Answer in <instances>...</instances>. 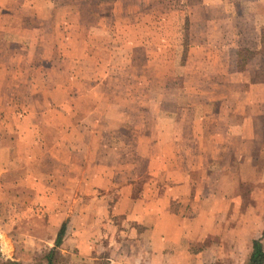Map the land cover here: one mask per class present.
<instances>
[{
    "label": "crops",
    "instance_id": "0c3cea01",
    "mask_svg": "<svg viewBox=\"0 0 264 264\" xmlns=\"http://www.w3.org/2000/svg\"><path fill=\"white\" fill-rule=\"evenodd\" d=\"M239 1L241 13L232 12V0L199 5L201 14L218 10L223 14L197 20L199 28L192 37L195 40L189 63L206 62L212 95L222 90L208 108L215 114L205 122L206 143L211 149L202 154L211 164L222 159L240 164L238 185L253 176L250 194H258L255 200L245 203L243 188L238 186L229 191L228 197H222L223 206L214 209L217 204L210 202L214 196L211 186L200 196L186 181L189 171L170 163L175 160L172 153H163L165 165L158 171L120 169V157L127 156L117 154L120 147L114 145L113 136L110 140L107 135H99L97 130L102 126L98 121L62 126L63 131L52 141L22 137L19 132L16 162L6 139L0 143V264H238L230 258L239 257L242 263L240 256L246 258L244 264L249 261L254 241H263V230H256V226L264 223V0ZM211 31L217 34V40L209 38ZM212 48L216 52H209ZM243 49L254 56L241 67ZM112 127L107 126L106 131ZM176 135L167 139L170 144L166 141L165 146L182 139L180 133ZM192 140L199 144L204 137L194 135ZM43 146L46 152L39 154ZM22 159L25 165L49 159L63 171L51 167L39 181L31 177L26 188L32 199L19 213L7 202L6 194L14 191L9 192L11 188L3 182H10L11 174L18 172L11 169L18 168ZM108 161L113 168L107 167ZM211 164L204 166L206 170ZM232 192H240L239 200L230 199ZM20 201L17 198V203ZM191 223L198 224L194 233L187 227ZM21 224L26 226L22 228ZM63 226L65 232L57 245ZM218 226H226L231 237L236 234L231 238L234 247L228 248L225 242L224 248L216 251L209 244L192 248L196 242L204 243L208 236L216 235L221 228ZM246 241L250 243L244 248ZM222 256L223 261L218 263Z\"/></svg>",
    "mask_w": 264,
    "mask_h": 264
},
{
    "label": "rangeland",
    "instance_id": "374dc122",
    "mask_svg": "<svg viewBox=\"0 0 264 264\" xmlns=\"http://www.w3.org/2000/svg\"><path fill=\"white\" fill-rule=\"evenodd\" d=\"M206 1L213 0H0V143L6 139L16 162L20 133L22 137L52 141L59 137L62 126L98 121L102 126L97 130L99 135L110 140L113 136L114 145L120 147L117 154L127 156L120 157V169L158 171L165 165L163 153H172L175 160L170 163L189 171L186 181L200 196L211 186L214 196L210 202L217 204L214 209L223 206L222 197L239 186L240 164L227 159L211 164L202 154L211 149L206 143L205 122L215 114L208 108L222 90L212 95L206 62L189 63L192 37L199 28L197 20L223 14L222 10L201 14L199 5ZM232 3V12L241 13V1ZM209 38L217 40V34L211 31ZM240 54L241 67L254 56L244 49ZM195 121L200 122L193 129ZM107 126L113 127L106 131ZM177 132L182 139L165 146L167 139L178 136ZM194 135L204 140L197 144L192 140ZM45 150L43 146L39 154ZM208 163L209 175L204 167ZM105 164L114 167L111 161ZM51 167L63 171L49 159L27 165L22 159L18 168L13 166L11 170L18 172L11 174L10 182H3L11 188L9 192L14 191L6 194L7 202L23 213L32 199L26 188L31 177L39 181ZM246 179L249 182L239 188H243L244 202L250 203L258 194H250L254 177ZM239 196L240 192H232L230 199L239 200ZM17 198L21 200L18 203ZM261 213L264 219V209ZM261 225L256 230H263L264 247V223ZM187 227L194 233L198 224ZM218 227L216 235L208 236L204 243L196 242L192 248L209 244L216 251L224 248L225 242L228 248L234 247L231 238L236 234L231 237L226 226ZM249 243L244 242L243 247ZM223 259L216 260L221 263ZM230 259L244 264L246 258L240 256L242 263L239 257Z\"/></svg>",
    "mask_w": 264,
    "mask_h": 264
},
{
    "label": "trees",
    "instance_id": "16d2710c",
    "mask_svg": "<svg viewBox=\"0 0 264 264\" xmlns=\"http://www.w3.org/2000/svg\"><path fill=\"white\" fill-rule=\"evenodd\" d=\"M65 228L64 226L61 228L56 244L59 245L61 243V238L64 235ZM7 264H18L16 262H8ZM248 264H264V247L262 243L259 241H254L253 250L249 259Z\"/></svg>",
    "mask_w": 264,
    "mask_h": 264
}]
</instances>
